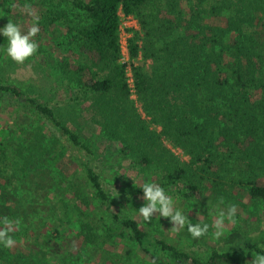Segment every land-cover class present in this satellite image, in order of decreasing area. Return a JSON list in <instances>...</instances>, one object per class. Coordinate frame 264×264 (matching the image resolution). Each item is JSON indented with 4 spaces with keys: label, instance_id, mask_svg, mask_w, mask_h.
<instances>
[{
    "label": "trees",
    "instance_id": "16d2710c",
    "mask_svg": "<svg viewBox=\"0 0 264 264\" xmlns=\"http://www.w3.org/2000/svg\"><path fill=\"white\" fill-rule=\"evenodd\" d=\"M70 4L84 20L66 26L79 59L57 65L79 90L81 115L89 113L83 124L137 152V165L161 169L159 185L184 200L201 201L210 192L220 201L236 188L245 190L253 203L261 205L264 226V32L255 25L263 20L264 0H70ZM119 12L131 16L139 27L131 31L127 51L135 100L145 118L130 97L127 64L120 62ZM55 14L46 17V29L57 17L63 18ZM138 57L149 64H134ZM0 97L21 105L52 133L48 157L63 183L72 188V213L79 222L72 246H63L65 256H76L97 240L88 215L89 198L74 187L77 181L103 208L111 223L107 236L134 243L150 264H161L165 257L172 264H228L241 251L213 250L202 259L142 229L133 218L120 217L95 169L93 153L81 140L85 128L76 133L49 103L1 79ZM170 148L179 149L188 160ZM24 154L22 149L0 148V225L3 231L21 222L20 231L28 235L36 225L33 221L41 222V214L33 180L24 175L17 182L15 177L17 169L26 168ZM234 163L239 164L237 170ZM241 248L264 252L256 242H245Z\"/></svg>",
    "mask_w": 264,
    "mask_h": 264
},
{
    "label": "rangeland",
    "instance_id": "374dc122",
    "mask_svg": "<svg viewBox=\"0 0 264 264\" xmlns=\"http://www.w3.org/2000/svg\"><path fill=\"white\" fill-rule=\"evenodd\" d=\"M71 7L70 0H0V27L9 20L16 23L22 33H26L37 21L39 27L38 34L32 38L37 44V51L22 64L13 62L4 54L3 48L7 46V41L0 37V79L22 87L27 94L40 102L49 103L76 133L82 126L85 128L81 140L93 153L95 169L113 203L114 211L120 217L133 218L142 229L202 259L213 250L233 252L240 249L228 264H251L256 253L242 249L241 246L245 242H256L264 250V226L261 222V205L253 203L245 190L236 188L229 193L230 197L220 201L214 199L210 192H206L201 201H187L171 193V188H165L166 194L177 202V206L186 212L188 219L194 224L212 225L220 211L235 205L236 223L226 222L225 235L219 239L213 236L214 229L211 227L208 234L193 239L186 230L174 231L167 218L154 216L150 222H146L139 215L138 209L144 203L142 194L131 193L142 189L146 180L159 184L161 169L153 164L145 167L137 165V152H131L124 144L106 137L102 131L83 124V119H88L89 113L85 110L81 115L79 102L82 100H79V90L74 83L60 74L57 65L64 60L74 62L79 59L66 26L75 27L84 20L83 14ZM55 12L63 18L57 17L46 29V17H56ZM207 23L223 26L215 21ZM255 25L258 26L257 31L263 33L264 16L261 23L256 22ZM119 26L122 27L119 31L122 56L120 62L128 65V39L131 31H138L139 27L134 19L125 18H120ZM133 63L146 66L149 64L148 61L144 63L140 57L134 59ZM130 97L141 112L136 97H132V94ZM6 99L0 97V148L25 151L24 158L27 162L22 164L26 168L23 172L17 169L15 177L17 182L24 175L33 180L41 222L34 220L36 225L28 235L20 231L21 222L3 230L15 243L11 248L0 245V264H26L34 259H42L43 264H150L151 259L140 253L134 243L116 236H107L106 231L111 223L105 218L103 208L97 206V200L84 190L81 181H77L74 187H78L89 198L88 215L97 240L94 245L85 246L76 256H65L63 246H72V238L77 234L79 222L72 213V188L63 183L53 160L48 157L52 133L31 112ZM141 115L145 118L142 112ZM170 149L182 160H188L179 149ZM44 159L48 161L39 164ZM238 167V163L233 164L234 170ZM260 232H263L261 238ZM20 243L27 247L21 245L20 248ZM70 248L67 247L68 250ZM161 264L172 263L165 257Z\"/></svg>",
    "mask_w": 264,
    "mask_h": 264
},
{
    "label": "clouds",
    "instance_id": "9594fccd",
    "mask_svg": "<svg viewBox=\"0 0 264 264\" xmlns=\"http://www.w3.org/2000/svg\"><path fill=\"white\" fill-rule=\"evenodd\" d=\"M38 32V21L26 33H22L20 27L9 20L0 27V37H4L7 41V46L3 48L4 54L15 63H24L37 51V44L32 38ZM141 190L144 203L139 207L138 212L144 221L150 222L154 216L167 218L174 231L186 230L193 239L208 234L210 227L214 229L213 236L219 239L225 235L226 222L236 223L235 205L220 211L212 225L194 224L188 219L186 212L177 206V202L167 195L165 189L159 184L146 180ZM14 243L15 241L6 231L0 230V245L11 248ZM251 264H264V252H257Z\"/></svg>",
    "mask_w": 264,
    "mask_h": 264
},
{
    "label": "built area",
    "instance_id": "2783aa9c",
    "mask_svg": "<svg viewBox=\"0 0 264 264\" xmlns=\"http://www.w3.org/2000/svg\"><path fill=\"white\" fill-rule=\"evenodd\" d=\"M119 18H125V19H132L133 20V18L131 16H125L120 12H119ZM120 29H122V27L119 26V31H120ZM125 73H126L127 83L129 85V89H130V92H131L132 97H133L134 96L133 80H132L130 67L128 65H127V68L125 70Z\"/></svg>",
    "mask_w": 264,
    "mask_h": 264
}]
</instances>
